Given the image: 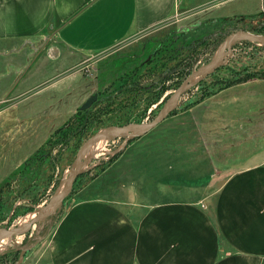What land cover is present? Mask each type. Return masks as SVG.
<instances>
[{
	"label": "rangeland",
	"instance_id": "obj_1",
	"mask_svg": "<svg viewBox=\"0 0 264 264\" xmlns=\"http://www.w3.org/2000/svg\"><path fill=\"white\" fill-rule=\"evenodd\" d=\"M186 14L180 10L177 19L130 35L109 49L62 56L59 92L48 88L47 76L53 72L48 67L24 75L14 91L20 92L17 105L0 113V118L7 117L0 122V227L29 223L39 209H46L21 233L0 234V264L16 263L21 250L18 264H47L57 220L71 202L92 191L116 197L132 191L142 201L201 197L212 203L239 160L264 146V76L245 78L264 73V43L240 36L221 63L193 78L174 107L148 131L134 136L103 133L87 145L70 191L50 206L66 185L86 139L106 127L151 122L187 75L227 50L232 33L264 35V15L212 21L200 26L207 32L194 35L191 29L202 14ZM181 28L190 29L187 40L175 35ZM46 36L34 39V53L53 43L69 54ZM2 44L9 43L0 42V48L6 46ZM4 61L0 72L8 69ZM93 93L97 98L76 118L80 104ZM51 94L61 97L53 107ZM6 103L2 99L0 106ZM23 105L45 107L43 121L23 122ZM36 150L35 158L17 169Z\"/></svg>",
	"mask_w": 264,
	"mask_h": 264
},
{
	"label": "crops",
	"instance_id": "obj_2",
	"mask_svg": "<svg viewBox=\"0 0 264 264\" xmlns=\"http://www.w3.org/2000/svg\"><path fill=\"white\" fill-rule=\"evenodd\" d=\"M180 10L189 13L185 16L202 14L201 26L264 15V0H0V42L9 43L0 48L5 57L0 62L8 66L0 72V99L8 101L0 113L17 105L20 92L14 91L32 68L53 71L48 88L59 92L62 56L109 49L177 19ZM45 36L69 54L53 43L34 53V39ZM55 96L50 95V107L61 101ZM44 108L23 105V122L39 125ZM247 154L212 203L201 197L142 201L132 191L127 197L92 191L77 198L50 234L47 264H264V146Z\"/></svg>",
	"mask_w": 264,
	"mask_h": 264
},
{
	"label": "water",
	"instance_id": "obj_3",
	"mask_svg": "<svg viewBox=\"0 0 264 264\" xmlns=\"http://www.w3.org/2000/svg\"><path fill=\"white\" fill-rule=\"evenodd\" d=\"M240 36H247L250 38H254L264 43V35L262 34L253 33L249 31H242L240 33H237V32L232 33L226 40L227 50L226 51L224 50L219 54L213 55L208 61L200 64L189 75H187L181 81V83L176 87L173 93H171V95L169 96L166 102L165 108L151 122L146 123L144 125H123V126L106 127V128L100 129L99 131L94 133L92 136H90L88 139H86V141L82 144V146L78 150L77 159L73 165L71 174L68 178L66 185L64 186L62 191L59 193V195L49 202L50 206L52 207L53 204L61 202L64 196L70 191L75 176L81 171L80 164L82 163L84 148L87 145L95 141V139H97L103 133H110L112 135L127 134L129 136H134V135H139V134H142L148 131V129L156 125L174 107V103H175L177 96L189 87L193 78H197L198 80L203 75H205L207 72L216 68L221 63L222 59L229 52L232 43ZM96 98H97V94L93 93L92 95L88 96L82 104H80L79 108L85 109L89 107ZM44 209H46V207H42L41 209H39L38 213L35 214V217H33L29 223L19 225L18 227H14V228H12L11 226L0 227V234H8L9 236L10 235L13 236V235H16L17 233H21V231H23L27 226H29L40 215V213H42ZM23 252L24 250L20 251L19 260L16 263H7V264H18L23 257Z\"/></svg>",
	"mask_w": 264,
	"mask_h": 264
},
{
	"label": "trees",
	"instance_id": "obj_4",
	"mask_svg": "<svg viewBox=\"0 0 264 264\" xmlns=\"http://www.w3.org/2000/svg\"><path fill=\"white\" fill-rule=\"evenodd\" d=\"M198 29H199V30H198ZM188 30H190V29H182V28H181V29H179V31L176 32L175 35L179 36L180 38H184L185 40H187V39H188V38H187L188 35L186 34V32H188ZM191 31L193 32L194 35L199 34V33H202V32H207V31H202V30H200V25L196 26V28H194V29H191ZM214 31H217V30H214ZM181 32H182V33H181ZM183 32H184V33H183ZM216 33H218V32H216ZM172 37H174V36H172ZM250 76L261 77V76H264V73H263V71H257L256 73L248 74L245 78H249ZM245 78L243 77V78H241V79L238 80V81L244 80ZM86 109H88V108H85V109H80V108H78V110H77V111L75 112V114H74L75 117L80 119L82 112L85 111ZM49 140H50V137L48 138V140H47L46 143H48ZM38 149H39V148H38ZM37 152H38V150H36L35 153L32 154L30 157L26 158V159L24 160V162H23L22 164H20L19 167H18L17 169H22V168H23V167H24L29 161H31L32 159H34V158H35V155H36Z\"/></svg>",
	"mask_w": 264,
	"mask_h": 264
}]
</instances>
